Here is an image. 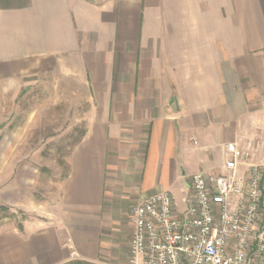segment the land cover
Wrapping results in <instances>:
<instances>
[{"label":"crops","instance_id":"0c3cea01","mask_svg":"<svg viewBox=\"0 0 264 264\" xmlns=\"http://www.w3.org/2000/svg\"><path fill=\"white\" fill-rule=\"evenodd\" d=\"M35 73L85 101L83 135L52 203L0 190L35 217L0 224V264H129L135 205L183 213L231 143L264 163V0H0V89Z\"/></svg>","mask_w":264,"mask_h":264},{"label":"built area","instance_id":"2783aa9c","mask_svg":"<svg viewBox=\"0 0 264 264\" xmlns=\"http://www.w3.org/2000/svg\"><path fill=\"white\" fill-rule=\"evenodd\" d=\"M224 155L219 174L189 177L183 213L167 191L132 208L131 264H264V163L236 143Z\"/></svg>","mask_w":264,"mask_h":264},{"label":"rangeland","instance_id":"374dc122","mask_svg":"<svg viewBox=\"0 0 264 264\" xmlns=\"http://www.w3.org/2000/svg\"><path fill=\"white\" fill-rule=\"evenodd\" d=\"M71 96L77 97V92L41 73L19 80L8 91L0 89V190L11 176L21 197L37 203H52L58 197L68 157L83 134L85 101L70 100ZM253 153L251 162L259 163L261 158ZM33 218L9 205L0 210V224L17 226Z\"/></svg>","mask_w":264,"mask_h":264},{"label":"trees","instance_id":"16d2710c","mask_svg":"<svg viewBox=\"0 0 264 264\" xmlns=\"http://www.w3.org/2000/svg\"><path fill=\"white\" fill-rule=\"evenodd\" d=\"M82 135H83V134H82ZM81 137H82V136H81ZM79 140H80V139H79ZM79 140H78V141H79ZM78 141H77V142H78ZM77 142H76V143H77ZM1 209H4V206L0 207V210H1ZM17 227H18L19 229H21V224H18Z\"/></svg>","mask_w":264,"mask_h":264}]
</instances>
